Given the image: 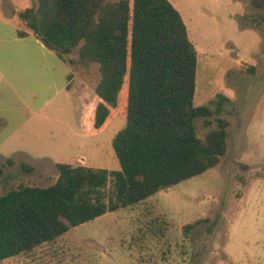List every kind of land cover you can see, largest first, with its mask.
I'll return each instance as SVG.
<instances>
[{"label":"rangeland","instance_id":"1","mask_svg":"<svg viewBox=\"0 0 264 264\" xmlns=\"http://www.w3.org/2000/svg\"><path fill=\"white\" fill-rule=\"evenodd\" d=\"M169 1L198 51L193 104L225 99L220 114L194 119L199 137L217 116L228 120L219 164L0 264H264V0ZM34 3L0 0V195L51 185L58 163L119 169L112 138L126 122V82L112 123L95 130L98 66L70 65L31 33L18 37L28 30L17 12Z\"/></svg>","mask_w":264,"mask_h":264},{"label":"trees","instance_id":"2","mask_svg":"<svg viewBox=\"0 0 264 264\" xmlns=\"http://www.w3.org/2000/svg\"><path fill=\"white\" fill-rule=\"evenodd\" d=\"M17 16L28 30H18V37L31 33L70 65L97 64L95 130L117 108L126 82V122L112 138L118 170L58 163L51 185L20 184L0 195V260L32 252L70 227L132 208L219 164L228 120L217 116V128L199 137L194 119L220 114L225 99L219 95L215 109L193 104L198 51L169 0H35ZM13 163L7 158L3 165ZM206 220L183 225V234Z\"/></svg>","mask_w":264,"mask_h":264},{"label":"crops","instance_id":"3","mask_svg":"<svg viewBox=\"0 0 264 264\" xmlns=\"http://www.w3.org/2000/svg\"><path fill=\"white\" fill-rule=\"evenodd\" d=\"M83 111V110H82ZM114 119V116H110L108 119H107V121L105 122V124H107V123H109V122H111L112 120ZM112 123V122H111ZM104 124V125H105ZM103 125V126H104ZM103 128V127H102Z\"/></svg>","mask_w":264,"mask_h":264}]
</instances>
